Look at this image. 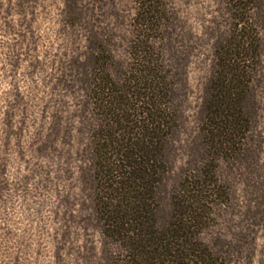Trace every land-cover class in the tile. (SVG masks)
<instances>
[{"label": "trees", "instance_id": "obj_1", "mask_svg": "<svg viewBox=\"0 0 264 264\" xmlns=\"http://www.w3.org/2000/svg\"><path fill=\"white\" fill-rule=\"evenodd\" d=\"M123 1L124 30L107 39L80 24L83 14L67 0L66 26L84 27L88 44L72 49L57 83L75 110L56 114L39 151L85 163L82 183L108 264L250 263L255 235L216 227L229 223L232 207L224 163L233 175L246 167L260 189L250 139L264 0H219L222 19L213 18L205 40L171 0ZM207 46L202 102L188 129L190 65Z\"/></svg>", "mask_w": 264, "mask_h": 264}, {"label": "rangeland", "instance_id": "obj_2", "mask_svg": "<svg viewBox=\"0 0 264 264\" xmlns=\"http://www.w3.org/2000/svg\"><path fill=\"white\" fill-rule=\"evenodd\" d=\"M70 1L83 14L84 27L89 24L107 39L122 34L125 1ZM171 1L180 20L203 40L213 18L222 19L219 0ZM66 2L0 0V264H108L106 243L91 220L89 192L82 183L85 163L78 158L67 162L53 150L39 151L56 114L64 111L67 117L75 110V99L57 83L72 49L88 44L84 27L66 26ZM259 31L263 47L250 142L258 151L252 179L260 189L251 187L246 167L233 175L224 163L233 180L232 207L225 217L229 223L220 221L216 227L224 234L231 229L248 238L255 235L254 256L246 264H264V27ZM209 53L208 46L198 49L190 65L188 129L196 124ZM187 136L182 135V142ZM182 163L179 156L178 166Z\"/></svg>", "mask_w": 264, "mask_h": 264}]
</instances>
